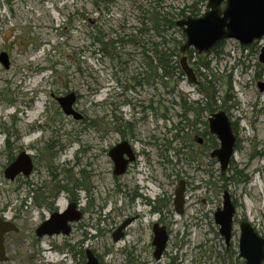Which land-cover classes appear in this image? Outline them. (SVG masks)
<instances>
[{
    "label": "rangeland",
    "instance_id": "obj_1",
    "mask_svg": "<svg viewBox=\"0 0 264 264\" xmlns=\"http://www.w3.org/2000/svg\"><path fill=\"white\" fill-rule=\"evenodd\" d=\"M206 1L201 5L197 0H0V52L5 50L10 59L9 68L0 64V130L2 126L10 132L15 130L10 137V142L16 145L12 153L16 156L21 146H29L26 150L33 154L36 163L29 177L5 178L3 170L8 165L3 143L5 133L0 131V214L20 228L19 232L6 234L8 260L0 264H85L86 260L81 261V251L85 255L88 248L104 264H145L147 259L153 260L150 264H156L149 254L151 218L134 222L126 236L113 241L111 232L122 219L119 208L126 202L120 194L115 195V183L101 158L91 181L93 204L82 201L86 210L82 219L85 228H73L66 236L37 237L35 227L46 212L30 206V199L29 204L24 202L29 187L23 180L27 178L37 187L43 184L52 188L47 171L53 165L64 160L71 165V159L83 146L88 149V159L90 151L113 146L121 136L114 130L125 121L130 123L132 132L126 137L133 138L137 150L148 152L149 162L139 157L136 180L141 177V168L147 174V163L153 195L162 191L172 194L178 181L186 180L185 212L183 216L173 214L171 246L159 264H168L174 256V264H245L238 251L239 221H249L258 235L264 237V91L258 87L264 82V63L258 59L264 36L248 46L239 45L231 38L223 40L217 56L208 53L199 59L192 54L186 60L196 72L197 84L177 71L174 78L165 80L167 87L142 84L131 90L124 87L134 84L131 77L142 71L144 51L139 40L132 44L116 40L125 39L136 27L139 29L143 12L152 10L153 6L160 11H174L194 4L202 13ZM97 30L115 41L109 50L95 42ZM164 35L178 37L179 31L167 30ZM143 37L138 35L140 40ZM202 60L210 61L209 70L200 65ZM203 74L213 80L214 100L218 106L222 104L221 109L213 112L223 110L235 134L234 155L222 176H232L231 168H236L243 176V181L236 184L218 176L219 163L209 156L220 145L216 135L212 133L210 146L197 143L199 133L211 134L208 125L204 127L202 122H197L180 132V137L184 136L190 144L189 149L177 156L180 161L174 156V148L181 143L179 138L172 141L173 148L166 152L162 145L163 139L173 137L172 127L183 113L181 101L186 105L199 99L202 106L212 103L211 93L198 90L203 86ZM70 91L76 97L78 94L74 107L84 114L86 124L65 116L52 96ZM149 103L153 109L142 108ZM211 111H204L200 120L206 121ZM186 118L189 123L195 119V113L187 112ZM99 133L106 134L104 142L99 141ZM20 135L22 139L18 138ZM50 142L55 145L54 157L47 156L44 150ZM191 149L197 156L195 159L189 154ZM163 156L171 159L172 164L166 163ZM225 190L236 206L231 245L227 250L213 220ZM33 192L29 195L38 196ZM77 192L85 198L86 193ZM65 202L63 196L58 204L64 207ZM158 216L155 213V220ZM183 239L185 244L180 243ZM133 245L136 247L131 249ZM124 247L137 255L130 258L131 262L122 251ZM67 251L70 257H63Z\"/></svg>",
    "mask_w": 264,
    "mask_h": 264
},
{
    "label": "water",
    "instance_id": "obj_2",
    "mask_svg": "<svg viewBox=\"0 0 264 264\" xmlns=\"http://www.w3.org/2000/svg\"><path fill=\"white\" fill-rule=\"evenodd\" d=\"M176 25L182 28L185 41L180 46L181 52L185 53L188 48L195 49L200 54H208L212 47L226 39H234L239 45L247 46L253 41H259L264 36V0H207L206 9L202 14L194 17L185 15L178 19ZM258 59L264 63V45L260 49ZM182 69L186 73L187 80L196 83L194 70L189 66L186 57L182 56ZM0 64L3 68H9L10 59L7 52H0ZM261 91H264V82L258 84ZM59 108L63 113L76 120H82L83 115L73 106L76 102L75 92L55 96ZM209 132L217 136L219 147L213 149L210 156L215 157L219 163L221 172L228 168V164L234 155L235 134L232 133L231 123L223 110L213 113L208 120ZM125 153L128 159H132V151L128 141H121L112 146L108 152L114 163V174L124 171L127 161L121 159ZM33 168L31 155L25 151H20L13 161L3 170V175L8 180H14L20 174L29 176ZM184 180L179 182L174 195L175 210L178 213L183 203ZM223 202L220 208L214 213L213 220L218 226L220 235L228 245L232 235V225L234 223V207L232 198L227 190L223 193ZM80 212L75 208V204H69L63 212L51 213L48 218L35 227V234L38 237L62 234L66 236L70 230V223H74L81 218ZM124 221L111 234L114 242L122 237L121 231L129 223ZM240 235L238 237V251L245 264H262L264 262V237L259 236L249 221L239 222ZM19 232L20 228L14 221L8 220L0 215V262L7 261L5 251V235L10 232ZM155 245L153 251L156 259L161 257L165 248L167 233L164 227H158L156 223L153 227ZM85 264H99L98 258L91 249L85 253ZM234 264V263H230Z\"/></svg>",
    "mask_w": 264,
    "mask_h": 264
},
{
    "label": "flooded vegetation",
    "instance_id": "obj_3",
    "mask_svg": "<svg viewBox=\"0 0 264 264\" xmlns=\"http://www.w3.org/2000/svg\"><path fill=\"white\" fill-rule=\"evenodd\" d=\"M194 74H196V72H194ZM195 79H196V77H195ZM180 103H182V101ZM204 111L208 113V108L207 109H205V108L201 109L200 117L202 116ZM213 113H215V112L211 111V114L207 118L206 121L200 120V118H198V119L195 118L198 121H196L193 125L189 124L185 120L184 121L185 125H184L183 130L187 129L190 126L193 127L197 122L198 123L202 122L204 124V127H206L208 125V128H209L208 120L213 115ZM81 114H83V113H81ZM80 121H83V123L86 124V122H85L86 118H84V116L82 117V120H80ZM14 132L16 133L15 130H14ZM105 135H106L105 133L104 134L99 133V138H98L99 141L104 142V140H105L104 136ZM198 135H200V136H196V137H197V143L199 145L205 144L206 147H207V145L210 146V143L212 142V140L214 138L213 134L212 135L211 134L209 135L207 133L205 134V131H203V132L199 133ZM18 138L22 139L23 136L20 135ZM119 138L120 139L116 143L127 140L129 145H130L131 151H132V159L127 160L128 155H126L125 153H123V155L121 156V159H124L127 161L126 167L122 173L117 174V175L114 174V170H113L114 163L108 154V152L112 146L105 148V149L97 148V149H94V151H90L91 152L89 155L90 161L88 159V149H85V147L83 146V148L81 150H79L75 154V156H73V158L71 159V161H72L71 165H69L68 160H64L63 161L64 163L62 162L60 165H56V166L53 165V169H52L51 173H56L57 178L54 180L53 178H51L52 176H50V180H52V182H53L52 188H49L46 185L42 184L41 187L38 186L39 189L37 188L38 189L37 192L41 191L42 194H38L39 193L38 192L37 193L38 196H36V195H34L35 192H33L34 196H30L29 194L32 191L29 192L30 187L28 185L29 188L26 189V196H27L26 204H29V203H27V200L30 199V206H35L39 209L44 210L46 212V216L44 217V219L48 218L51 213H54V211L63 212L69 204H71V203L75 204V208L80 212V215H82V216L78 220L79 222L76 221L77 223H70L69 224L71 226V230H70L69 234L72 232L73 228L74 229L79 228L80 230H81V228H85V224H83L84 222L82 219L85 216L84 214L86 213V210L83 207L82 201L84 200L83 202H85L87 200V204H89L90 206L93 204V199H92L93 195L91 194V187H92L91 181H92V178H94L95 174H96V172L94 171L95 167L101 165L100 164V162H101L100 158H101V159H103V163H104V166L106 168V171L107 170L110 171L111 181H113L115 183V188H116L114 191L115 195L120 194L126 202L123 207L119 208L120 212L122 213V219L119 221L118 225L115 226V228L113 229L111 234L119 227V225H121L122 222L127 220V221H129L128 222L129 224L125 228H123L121 231L122 237H124V236H126V232H127L128 228L134 222L140 220L141 218H146V217L151 218V221L149 223L151 235H150V240H149L148 244H150L149 245V254L152 257H154L153 251L155 249V245L152 243L153 238H154L153 227L155 226V228H156V223H157L158 227L163 226L165 229V232L167 233V240L165 243L166 245H165V248L163 249V252L161 253V257L158 259H156L154 257V260H155L154 263L159 264V262L164 258V256L167 255V252L169 250L168 248H169V246H171V244H170V241H172V239H171V234H172L171 233V226L173 225V223L175 221L173 214L176 212V214H178L179 216H183V214L185 212L184 206L186 204V200H185V198H186V196H185V194H186L185 193L186 192V189H185L186 188V180L184 178H182L184 180V189H185L184 194H183V200L184 201H183L181 209H180V211H182V212L178 213L175 210L173 198L175 195L176 187L179 185V182L182 181V179H180L178 181L177 185L173 188L174 191L172 192V194H168V192L162 191L159 195H153L152 179H151V175H150L149 169H148L149 163H147V165H146V169L148 170L147 174L145 173L144 169L141 168V170L139 172L141 174V177H140L139 181L136 180V174H138L137 167H138V164L140 162L139 157L142 156L146 159V162H149L148 152L146 150H143V151L137 150L133 144V138L132 137L122 138L120 136ZM179 139H180V141H185V143L188 146H190L189 142L187 141V139L184 136H181ZM116 143L114 145H116ZM146 145H147V143H146ZM28 147L29 146L26 147L24 145L21 146L19 148V152L25 151L26 153H28L26 150V149H29ZM19 152H18V154H19ZM54 153H56V152H54ZM28 154L31 155V159H32V163H33V168L31 170V173H32V171H34L36 169L35 157L33 156L32 153H28ZM209 156H210V154H209ZM15 157H14V159H15ZM211 158H215V157L211 156ZM14 159H12L11 161H13ZM9 163H8V165H9ZM64 165H66L67 167L65 168ZM98 171H99V173L101 172L100 170H98ZM49 172L50 171H47V173H49ZM76 172H77V174H76ZM31 173H30V175H31ZM61 173H63V174L61 175ZM144 173H145V175H143ZM49 175H50V173H49ZM25 177H27V176H25ZM15 178H18V176ZM58 178L62 181L58 180ZM22 182L25 185H27V183H26V182H28L27 178L25 180H23ZM58 183H60V184L66 183L69 186V189L68 190L60 189L58 191H55L56 187L58 185H60ZM161 186H164V184H161ZM166 187L167 186L165 185V188ZM77 191H82V192L86 193L85 198H83ZM63 196H65V199H66L65 203L66 204L64 207H60V205L58 204V201H59L60 197H63ZM232 201H233L234 207H236L235 201L233 200V198H232ZM144 207H146V209ZM51 209H52V211H50ZM155 213H159V216L157 217L156 220H155ZM44 219L42 221H40V223L43 222ZM241 220H245V219H241ZM74 224H75V227H74ZM217 231H219L218 228H217ZM219 234H220V231H219ZM85 237L87 239L88 236H86V234H85L84 238ZM92 238H95V237H92ZM231 238H232V235H231ZM231 238L229 240L228 245L225 243L226 250L231 245ZM183 241H184V239L181 240L180 243L182 242L183 244H185ZM134 247H136V246L133 245L131 247V249ZM76 248H78V247L76 246ZM128 248H130V247L128 246ZM128 248L124 247L122 249L123 252L127 253L126 255L128 256V258H132L134 256H137V255L133 254L131 249H130V251H128L127 250ZM143 253L146 254V250H143ZM76 255H78V254H76ZM95 256L98 258L99 264H104L103 260L100 259V257H98L97 255H95ZM175 259H176L175 256L171 257L170 262L168 264H174ZM126 260H127V258H126ZM81 261H82V258H81ZM150 262H153V260L147 259L146 263L150 264Z\"/></svg>",
    "mask_w": 264,
    "mask_h": 264
},
{
    "label": "trees",
    "instance_id": "obj_4",
    "mask_svg": "<svg viewBox=\"0 0 264 264\" xmlns=\"http://www.w3.org/2000/svg\"><path fill=\"white\" fill-rule=\"evenodd\" d=\"M200 2L201 5L204 4L205 0H197V3ZM201 14V8H198V6L193 5H185L183 8L179 9V10H174V11H169V10H163L160 11L158 10L156 7L153 6L152 10H148L145 11V13L143 12L142 15V21L140 22V28L137 29V27L135 28L136 30L132 33L126 34V38L123 39L121 37V39H116L118 41H124L125 43H137L139 40V46L141 48V51H144L143 53V57H144V64H143V69L141 72L134 74V76L131 77V79L133 80L132 85L124 87V89L126 90H131L136 88L137 86L141 87V85H148V86H156L158 84L163 85L164 87H167L168 82L165 80H169L174 78L176 72L178 71L179 74H183L184 71L182 69V64H181V60L179 61L178 58L180 55L185 56L186 59L190 58L192 56V54L195 55V57H198L199 59L201 58V56H204L206 54H200L198 53L195 49L193 48H188L186 50L185 53L181 52L180 46L182 45V43L185 41L184 38V34L182 32V28L178 27L176 25V21L178 20L177 18H184L185 15H190V16H198ZM171 29H177L179 31V36H175L173 37H166L165 35L163 36L164 31L167 30H171ZM138 35L142 38V40L138 39ZM156 37H159L160 41H155L154 39H156ZM95 42L97 43V45H101L102 48H104L105 50H109V48H111V46H113V44L115 43V41L113 39H109L107 37V35H105L102 31H96L94 37ZM221 43L219 42L217 45L213 46L210 53H214L216 56L219 54V49L218 46H220ZM138 46V45H137ZM181 56V57H182ZM206 57V56H205ZM200 65H202L205 70H209V65H210V61H201ZM213 74V73H211ZM208 78V74H203V86L198 88V90H202L206 93H211V104H209L208 106H202L200 105V99L199 101H195V103H189V105H186L184 103V101L182 103H180V106L182 108V112L181 114H179V122L178 124H174L172 129H174V133L172 134V138L171 139H163L162 141V145L164 147V151H168L169 148H173L171 143L173 140H177L178 138H180V132L184 129V121L187 119V112L192 111V113H195V118H200V112L201 109L208 108V111H214L216 109H221L222 108V104L221 105H217V102L214 100V86H213V80L211 79H207ZM175 82H177V78H175ZM201 91V92H202ZM169 92V91H168ZM171 92V90H170ZM120 94V93H119ZM78 97V94H77ZM180 98L182 99V97L180 96ZM7 99V97H6ZM5 99V100H6ZM9 101H12L10 99H8ZM125 102L129 103V100H124ZM12 103V102H11ZM139 104V103H138ZM195 104H198L197 106ZM133 105V108H135V105ZM152 108V104H148L146 106H142V108ZM145 108V109H146ZM134 113V112H133ZM162 117L166 118V115L161 114ZM84 116V114H83ZM85 118V116H84ZM196 121V119L191 120L189 122V124L193 125ZM90 123L91 125H93L92 122H87ZM130 123H128V121H125L124 123H122L120 125V127H116L114 131H117L121 134L122 138H125L127 135H132L130 126ZM170 130V129H169ZM1 132L5 133V140H4V150L6 151V158H7V164L14 159L15 155L14 153H12V149L14 147H16L14 142H10V137L12 136V134H14V130L13 131H9L6 128H1L0 130ZM16 139V138H15ZM51 142H54L51 140ZM50 142V143H51ZM48 143L45 147L44 150L47 154V156H55V153L53 151L55 145L54 143ZM190 146H188L185 141H181L179 147H175V152H174V156L178 159V155L181 153H183L184 149H189ZM189 154L194 156L193 158L195 159V157H197L193 150L191 149L189 151ZM164 157V156H163ZM165 161L168 164H172V160L168 159L166 157ZM181 159V158H180ZM180 159H178L180 161ZM229 167V166H228ZM232 170V176H222V172L218 174L219 177H222V179H224L225 181L229 179L230 182H232L233 184H236L238 182L243 181V176L241 174L240 171H238L236 168H231ZM50 172V176H52L51 178H53L54 180L57 178V174L56 173H51L52 170H49ZM19 177V176H18ZM27 185H29L30 187V191H34L35 193L38 194H42L41 191L37 190L39 189V187L34 186L33 184H30V182H26ZM60 184V183H58ZM38 188V189H37ZM60 189H69V186L66 183H61L60 185H58L55 189V191H58ZM27 197L25 198L24 202H26ZM3 210V209H2ZM52 211V209L50 210ZM1 215V214H0ZM83 234H85V231L82 232ZM66 254V256L70 257L69 252H64ZM74 256V254H73ZM81 257H82V262H85V255H83L82 251H81ZM129 261L131 262L132 260L129 258ZM83 264V263H82Z\"/></svg>",
    "mask_w": 264,
    "mask_h": 264
}]
</instances>
